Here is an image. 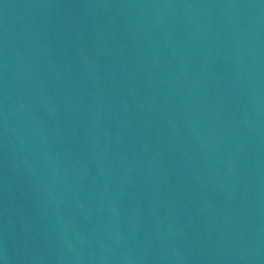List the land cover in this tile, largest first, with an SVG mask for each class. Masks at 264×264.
Returning a JSON list of instances; mask_svg holds the SVG:
<instances>
[{
	"label": "water",
	"instance_id": "1",
	"mask_svg": "<svg viewBox=\"0 0 264 264\" xmlns=\"http://www.w3.org/2000/svg\"><path fill=\"white\" fill-rule=\"evenodd\" d=\"M0 264H264V0H0Z\"/></svg>",
	"mask_w": 264,
	"mask_h": 264
}]
</instances>
